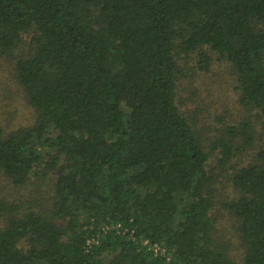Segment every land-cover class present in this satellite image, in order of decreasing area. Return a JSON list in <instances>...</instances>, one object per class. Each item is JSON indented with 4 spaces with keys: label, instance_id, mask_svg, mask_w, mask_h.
I'll list each match as a JSON object with an SVG mask.
<instances>
[{
    "label": "trees",
    "instance_id": "obj_1",
    "mask_svg": "<svg viewBox=\"0 0 264 264\" xmlns=\"http://www.w3.org/2000/svg\"><path fill=\"white\" fill-rule=\"evenodd\" d=\"M17 50L36 117L0 127V173L24 187L45 162L54 179L46 209L0 204V264H264V0H0V54ZM211 52L251 114L216 146L222 165L253 151L230 174L229 236L178 102Z\"/></svg>",
    "mask_w": 264,
    "mask_h": 264
},
{
    "label": "rangeland",
    "instance_id": "obj_2",
    "mask_svg": "<svg viewBox=\"0 0 264 264\" xmlns=\"http://www.w3.org/2000/svg\"><path fill=\"white\" fill-rule=\"evenodd\" d=\"M19 53L17 50L11 56L0 54V127L7 133L31 127L36 117L34 108L29 105L16 83L13 62ZM211 54L213 64L210 71H199L197 67L195 70L192 66L180 75L178 102L185 115L196 123L206 150L210 153L208 170L215 180L213 192L217 199L215 211L218 218L217 228L221 234L226 233L229 236L232 219L222 203L237 196L230 181V174L232 167L249 162L253 151L244 154L240 159L232 158L230 162L222 165L216 146L219 139L224 136L222 133L224 123L225 125L239 123L251 114L239 101L240 96L231 65L225 60L218 59L217 54L212 52ZM192 64L196 66V63ZM46 166L45 162L41 164L29 185L24 187L15 186L6 175L0 173V204L14 203L23 210L48 208V192L54 175ZM1 222L3 220L0 215ZM224 239L229 245L231 241L233 242V238ZM238 249L236 242L230 246L232 253L237 254Z\"/></svg>",
    "mask_w": 264,
    "mask_h": 264
},
{
    "label": "built area",
    "instance_id": "obj_3",
    "mask_svg": "<svg viewBox=\"0 0 264 264\" xmlns=\"http://www.w3.org/2000/svg\"><path fill=\"white\" fill-rule=\"evenodd\" d=\"M154 249H155V252H157L158 250H160L159 246H155Z\"/></svg>",
    "mask_w": 264,
    "mask_h": 264
}]
</instances>
